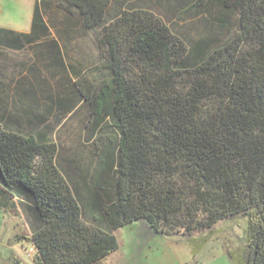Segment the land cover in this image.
<instances>
[{
    "label": "trees",
    "instance_id": "1",
    "mask_svg": "<svg viewBox=\"0 0 264 264\" xmlns=\"http://www.w3.org/2000/svg\"><path fill=\"white\" fill-rule=\"evenodd\" d=\"M113 2L36 0L29 33L0 28V55L27 46L38 65L0 94V208L25 215L31 236L18 240L32 243L34 264H101L135 222L192 238L244 216V262L264 264V0H199L214 32L193 46L142 7L111 14ZM54 9L64 46L51 38ZM77 28L100 30L102 79L67 64ZM51 80L72 83L74 97L40 102L37 83ZM79 98L93 174L37 128Z\"/></svg>",
    "mask_w": 264,
    "mask_h": 264
},
{
    "label": "rangeland",
    "instance_id": "2",
    "mask_svg": "<svg viewBox=\"0 0 264 264\" xmlns=\"http://www.w3.org/2000/svg\"><path fill=\"white\" fill-rule=\"evenodd\" d=\"M198 1L114 0L110 12L116 14L130 7H142L161 18L189 46H193L199 41L208 39L214 32L209 24L211 14L192 8ZM183 2L188 4L181 7ZM35 4L36 0H0V28L29 33L32 28ZM213 12L217 13V10ZM50 14L56 21V28H51L50 31L51 38H58L60 44L64 46V35H59L57 32L61 31L62 27L59 23L64 14L58 9H54ZM236 20L237 17L234 18L235 22ZM99 31L84 33L77 28L75 32L70 33L69 42L66 45L67 64H72L84 71L90 81H96L100 77L102 79L106 73L97 45ZM46 41L47 39H44L40 42L47 48ZM33 55L27 46L21 52L8 50L1 53L0 86L2 89L0 88V94L2 90L5 91V85L14 87L16 83L13 82L26 77L29 67L36 65L38 68L37 62H33ZM51 81L52 83H37L42 87L39 93L40 102H46L48 105L47 95L56 98L74 97L72 83ZM0 98H2L1 95ZM77 101L73 112H60L56 108L53 113L46 115L47 124L38 125L37 128L43 131L48 127L52 130L51 137L60 145L64 148L73 147L81 166L93 174L96 162L93 158V142L88 141L89 133L86 128L88 106L80 98ZM14 105L12 109L18 112L19 105L17 104V107ZM24 125L29 131L34 128L26 122ZM102 136L114 138V128L104 131ZM23 235L31 236L25 215L15 217L10 211L0 208V264H34V246L32 243H22L18 240ZM115 235L119 242V250L103 260L101 264H245L248 219L244 216L231 217L217 224L210 232L198 233L192 238L182 234L173 236L158 234L145 221L121 228Z\"/></svg>",
    "mask_w": 264,
    "mask_h": 264
},
{
    "label": "crops",
    "instance_id": "3",
    "mask_svg": "<svg viewBox=\"0 0 264 264\" xmlns=\"http://www.w3.org/2000/svg\"><path fill=\"white\" fill-rule=\"evenodd\" d=\"M34 13V12H33ZM32 19H33V16H32Z\"/></svg>",
    "mask_w": 264,
    "mask_h": 264
}]
</instances>
